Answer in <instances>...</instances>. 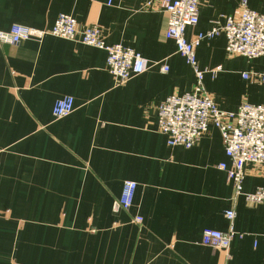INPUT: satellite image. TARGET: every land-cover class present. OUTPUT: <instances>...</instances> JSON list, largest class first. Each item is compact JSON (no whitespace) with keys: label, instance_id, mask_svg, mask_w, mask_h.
I'll list each match as a JSON object with an SVG mask.
<instances>
[{"label":"crops","instance_id":"0c3cea01","mask_svg":"<svg viewBox=\"0 0 264 264\" xmlns=\"http://www.w3.org/2000/svg\"><path fill=\"white\" fill-rule=\"evenodd\" d=\"M108 1L0 0L2 33L14 25L46 30L67 15L78 30L95 26L106 45L149 62L118 84L103 50L51 36L0 44V264H264V207L235 196L217 169L229 165L219 132L210 126L184 150L168 147L157 131L159 104L195 83L164 38L159 1ZM239 1L200 0L185 38L236 16ZM245 1L264 15V0ZM225 45L220 35L195 50L201 70L218 69L204 75L205 93L223 112L264 105V57L228 55ZM64 97L73 111L55 119L53 104ZM124 182L136 185L128 211L114 207ZM257 188H264V167L247 165L242 191ZM228 210L229 249L203 247V230L227 232Z\"/></svg>","mask_w":264,"mask_h":264},{"label":"built area","instance_id":"2783aa9c","mask_svg":"<svg viewBox=\"0 0 264 264\" xmlns=\"http://www.w3.org/2000/svg\"><path fill=\"white\" fill-rule=\"evenodd\" d=\"M153 0H148L150 6ZM161 10L167 15L164 38L174 43L176 53L191 68L195 83L193 89L182 95L167 97L157 108V131L165 136L170 148L191 149L207 133L210 126L220 134L224 155L229 161L219 164L217 169L224 172L234 187L235 196H241L248 204L264 207V188L252 193H244L242 184L247 165L264 167V105L241 104L233 112L217 109L205 93L202 81L205 74L215 76L218 69L201 70L196 62L195 50L203 40L223 35L228 55L241 56L248 60L264 57V15L250 11L245 0L239 1L236 16H227L222 25L213 22L209 31L196 35L192 40L185 38V30L196 26L200 0H158ZM110 4V0L107 2ZM46 36L78 42L82 45L103 50L106 53V69L118 84H124L134 76L146 72L149 62L136 52L120 45H106L97 27H86L81 31L76 21L67 15H59L54 24L46 30H36L19 25L12 26L8 32H0V44L17 45L24 41L40 42ZM167 72V66L160 68ZM247 79L246 74L242 75ZM258 81L264 86V69L258 74ZM73 111V100L64 97L56 100L52 107L55 119L67 117ZM136 185L124 182L122 191L114 207L128 211L131 207ZM229 223L227 232L203 230L201 245L213 250L226 252L235 233L232 228L234 213L224 212ZM141 224L140 218H134Z\"/></svg>","mask_w":264,"mask_h":264}]
</instances>
